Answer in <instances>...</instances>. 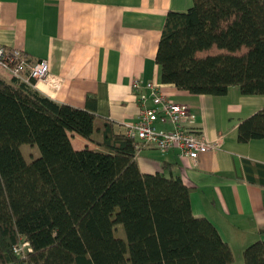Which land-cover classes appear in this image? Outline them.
I'll list each match as a JSON object with an SVG mask.
<instances>
[{"label":"trees","instance_id":"16d2710c","mask_svg":"<svg viewBox=\"0 0 264 264\" xmlns=\"http://www.w3.org/2000/svg\"><path fill=\"white\" fill-rule=\"evenodd\" d=\"M192 2L165 17L155 57L161 83L192 95L221 97L238 87L264 96V0ZM97 119L0 77V264H232L216 228L193 216L194 188L173 176V165L143 174L135 141L113 123L102 121L101 140L92 138ZM70 134L99 149L74 150ZM263 138L264 108L237 134L241 144ZM25 144L40 156L26 161ZM243 169L264 188L263 165L243 160ZM23 242L31 252L22 257L13 249ZM242 258L264 264V242Z\"/></svg>","mask_w":264,"mask_h":264},{"label":"crops","instance_id":"0c3cea01","mask_svg":"<svg viewBox=\"0 0 264 264\" xmlns=\"http://www.w3.org/2000/svg\"><path fill=\"white\" fill-rule=\"evenodd\" d=\"M192 6V0H0V46L23 52L30 64L46 61L50 80L35 89L57 104L93 112L96 141L102 121L122 134L125 124L138 121L135 80L188 105L214 149L195 163L177 151L144 149L137 153L138 167L153 175L172 164L173 176L194 188L193 216L209 221L229 246L232 264H242L244 249L264 242V188L249 183L243 169V160L264 166V138L241 144L238 125L264 108V96H243L238 87L221 97L192 95L161 83L155 57L165 17ZM0 77L10 78L1 70ZM69 136L74 150L99 149Z\"/></svg>","mask_w":264,"mask_h":264},{"label":"built area","instance_id":"2783aa9c","mask_svg":"<svg viewBox=\"0 0 264 264\" xmlns=\"http://www.w3.org/2000/svg\"><path fill=\"white\" fill-rule=\"evenodd\" d=\"M0 70L10 78L35 89L36 85L49 79L46 61L30 64L26 55L13 48L0 46ZM54 86L59 80L53 79ZM133 94L139 106L138 121L125 124V135L134 140L136 150L177 151L180 158L195 163L215 145L207 142L195 124L189 106L166 97L153 83L132 84ZM14 253L25 256L31 252L23 242L14 247Z\"/></svg>","mask_w":264,"mask_h":264},{"label":"rangeland","instance_id":"374dc122","mask_svg":"<svg viewBox=\"0 0 264 264\" xmlns=\"http://www.w3.org/2000/svg\"><path fill=\"white\" fill-rule=\"evenodd\" d=\"M4 77L7 79L6 76H4ZM20 150H21L24 158L28 162H30L31 160H33V159H35V158H37V157L40 156V152H39L37 146H35V145L25 144V145H22L20 147ZM115 236L118 237V238H120V239H123V240L125 239L123 227L121 225H118L117 226V228L115 230Z\"/></svg>","mask_w":264,"mask_h":264}]
</instances>
